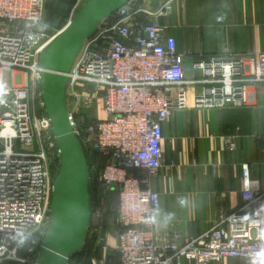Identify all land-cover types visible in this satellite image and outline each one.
<instances>
[{"label": "built area", "instance_id": "obj_1", "mask_svg": "<svg viewBox=\"0 0 264 264\" xmlns=\"http://www.w3.org/2000/svg\"><path fill=\"white\" fill-rule=\"evenodd\" d=\"M44 2L0 0V74L11 75L9 84L0 82V264H35L59 169L39 88V54L53 36L41 24ZM169 9L168 1L157 13ZM143 13L144 6L129 0L104 18L68 73L73 131L85 152L105 158L94 187L116 198L111 233L117 262L110 264H264V168L260 182L241 166V208L194 239L154 222L159 196L150 188L161 165L162 123L172 106H185L182 85L200 84L195 107L250 105L253 86L264 82V53L199 60V77L189 80L182 64L188 52L178 51L173 36L161 35L156 20L140 21ZM96 98L100 119L90 114Z\"/></svg>", "mask_w": 264, "mask_h": 264}, {"label": "crops", "instance_id": "obj_2", "mask_svg": "<svg viewBox=\"0 0 264 264\" xmlns=\"http://www.w3.org/2000/svg\"><path fill=\"white\" fill-rule=\"evenodd\" d=\"M170 9L158 14L168 2ZM147 13L140 21L156 20L161 35L175 38L187 78L199 77L194 63L220 55L264 53V0H134ZM185 106L174 105L162 123V159L150 188L159 196L160 213H175L161 225H173L194 239L242 206L241 166L262 182L264 82L253 86L252 104L242 107H195L200 84H183ZM230 139L233 147H229ZM113 195V194H112ZM189 204L181 207L178 197ZM156 211V213H157ZM112 231V228L109 230ZM111 243L115 235L111 233ZM225 264H241L227 260Z\"/></svg>", "mask_w": 264, "mask_h": 264}, {"label": "water", "instance_id": "obj_3", "mask_svg": "<svg viewBox=\"0 0 264 264\" xmlns=\"http://www.w3.org/2000/svg\"><path fill=\"white\" fill-rule=\"evenodd\" d=\"M128 1L83 0L40 51L39 87L60 161L52 182L49 222L35 264H68L84 246L90 225V171L68 118V73L86 38Z\"/></svg>", "mask_w": 264, "mask_h": 264}, {"label": "rangeland", "instance_id": "obj_4", "mask_svg": "<svg viewBox=\"0 0 264 264\" xmlns=\"http://www.w3.org/2000/svg\"><path fill=\"white\" fill-rule=\"evenodd\" d=\"M81 1L78 0H45L41 8V24L44 28V31L48 35H53L57 32L61 27H63L68 20L71 19L76 8L75 5L78 3V7L81 4ZM54 5L53 7H51ZM52 8L53 11H50L49 8ZM57 14V15H56ZM54 16L56 18L55 21H49L47 19L52 18ZM61 22V24L59 23ZM60 24L59 26L57 24ZM0 82L2 84H9L11 80V75L9 72H2L0 74ZM40 88V87H39ZM38 98H35V105L37 107ZM90 114L95 118L100 119L103 116L102 112V100L101 98L94 99L93 107L90 110ZM91 167L89 166L90 173L92 172L95 176L96 173L102 168L97 160H91ZM91 175V174H90ZM114 195V194H113ZM102 196V199H101ZM116 201L114 197H112V193H98L96 195V199L94 200L90 213L92 215V226L88 232L89 242L88 245L90 247H94L93 255L90 257L91 260H94L95 264H110L113 261V258L116 254L114 250L115 242L111 243V232L109 231L112 227L113 222V212ZM99 211L101 212V216H99Z\"/></svg>", "mask_w": 264, "mask_h": 264}, {"label": "trees", "instance_id": "obj_5", "mask_svg": "<svg viewBox=\"0 0 264 264\" xmlns=\"http://www.w3.org/2000/svg\"><path fill=\"white\" fill-rule=\"evenodd\" d=\"M51 7H53V9H54L55 6L52 5ZM51 7L49 9H50V11H53V13H54L55 9L52 10ZM76 10H77V8L75 9L73 15L75 14ZM47 20L55 21L56 18L54 16H52V18L47 19ZM59 23L61 24V22H59ZM59 23L57 24L58 26L60 25ZM85 154H86V158H87L88 167L89 166L91 167V164H92L91 160L92 159H93V161L97 160L98 163L100 164V166H103L105 164V158L103 156H101L99 154L91 155L88 152H85ZM56 173H55V175H56ZM90 174L91 175H90L89 194H90V209H91V206H92L94 200L96 199L97 191H96V189L94 187V175H93L92 172ZM112 197H114V199L116 201L115 196L112 195ZM115 208H116V204H115V207H114V212H115ZM114 212H113V214H114ZM91 226H92V215L90 213V225H89V228L87 230V236H86V240H85L84 246H83V248H82L80 253H76V254L72 255V257L70 258L68 264H90V257L93 255V251L95 250L94 247H90V245H88V242H89L88 232H89V229L91 228ZM113 261H114L113 263L117 262V255L116 254H115L114 258H113Z\"/></svg>", "mask_w": 264, "mask_h": 264}, {"label": "clouds", "instance_id": "obj_6", "mask_svg": "<svg viewBox=\"0 0 264 264\" xmlns=\"http://www.w3.org/2000/svg\"><path fill=\"white\" fill-rule=\"evenodd\" d=\"M178 203L181 207H186L189 204V201L186 197L181 196L178 197ZM175 213H160L157 211L155 216L153 217L154 222H163L165 224L169 223L172 219H174Z\"/></svg>", "mask_w": 264, "mask_h": 264}]
</instances>
